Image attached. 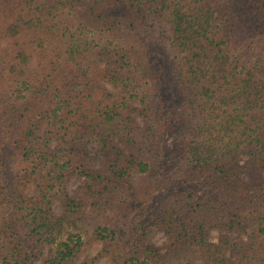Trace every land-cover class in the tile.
Here are the masks:
<instances>
[{"label": "trees", "instance_id": "obj_1", "mask_svg": "<svg viewBox=\"0 0 264 264\" xmlns=\"http://www.w3.org/2000/svg\"><path fill=\"white\" fill-rule=\"evenodd\" d=\"M244 1L0 0V264L95 244L79 264H264V0Z\"/></svg>", "mask_w": 264, "mask_h": 264}, {"label": "rangeland", "instance_id": "obj_2", "mask_svg": "<svg viewBox=\"0 0 264 264\" xmlns=\"http://www.w3.org/2000/svg\"><path fill=\"white\" fill-rule=\"evenodd\" d=\"M244 2L248 5L247 7L252 6L251 1L245 0ZM168 102H170V98H168ZM137 121H138V123H140V119H138ZM172 140H173L172 136H168L167 138H165V149L167 151L170 150ZM11 153H12V148H10L9 145H5L0 149V158L3 162V170H4L5 178H6L8 183L11 180V167H10L11 166V164H10L11 163L10 162L11 161V158H10ZM238 162H239V165L242 167L241 174H240L241 180L247 184L253 183V177L250 174V172L248 171V158L245 156H241L239 158ZM258 176L260 179L264 180V171L258 172ZM82 184H83L82 178L72 177L68 180V182L66 184V191L75 200L85 202L86 199L84 198V194L78 190L80 188V186H82ZM26 194H27V196H30L31 191L27 192ZM52 210H53L55 215H59L61 213V207H60L59 203L54 204ZM218 238H219V234L216 231H210L207 233V239L209 242L216 243L218 241ZM146 243L148 245L153 246L155 249H157L160 254H163L167 250V248L170 244V240L162 232V230L154 228L148 233V235L146 237ZM100 248H101L100 244H95L93 246H85L82 249L79 257L77 258V261H76L77 264L96 256L97 253L100 251ZM45 256H46V251L43 255V258ZM41 262H42V258L38 259L35 262V264H41ZM94 264H111V262L109 259L103 258V259L98 260Z\"/></svg>", "mask_w": 264, "mask_h": 264}]
</instances>
